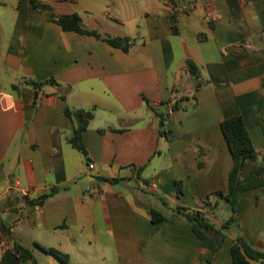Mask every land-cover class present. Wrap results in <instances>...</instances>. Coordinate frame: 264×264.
<instances>
[{
	"label": "crops",
	"instance_id": "crops-1",
	"mask_svg": "<svg viewBox=\"0 0 264 264\" xmlns=\"http://www.w3.org/2000/svg\"><path fill=\"white\" fill-rule=\"evenodd\" d=\"M120 1L0 0V264H40V247L70 264L93 256L100 264H206L211 248L189 222L152 221L150 211L161 210L152 198L173 214L203 211L227 191L226 119L242 116L264 153V0H146L134 12L99 15L115 23L91 21L95 5L118 9ZM71 14L102 38L64 31L56 16ZM108 38L127 39V50ZM51 79L57 85L27 84ZM194 95L189 111L169 116L171 137L161 136L151 108L167 113L162 103ZM89 113L86 158L70 138ZM53 189L42 207L27 204ZM239 230L264 251V188L241 195ZM236 237L212 264H233ZM15 243L36 263H21Z\"/></svg>",
	"mask_w": 264,
	"mask_h": 264
},
{
	"label": "trees",
	"instance_id": "trees-1",
	"mask_svg": "<svg viewBox=\"0 0 264 264\" xmlns=\"http://www.w3.org/2000/svg\"><path fill=\"white\" fill-rule=\"evenodd\" d=\"M74 1V0H69ZM35 8L46 7L50 9L49 6L43 5L37 1H33ZM52 15H55L52 13ZM56 23L64 31L76 32L82 35L94 36L101 39L95 31H88L82 27V20L78 14H71L66 16H56ZM110 45L115 47H122L127 50V39L122 38H108L105 39ZM187 68L195 76L197 80H200L201 75L199 69L193 61H187ZM27 84L33 85L36 89H42L46 85H57L56 81L53 79L48 80L44 83H37L33 81H27ZM203 86L199 82L197 86V91ZM196 102L195 95L193 97H183V98H171L169 101L162 103L170 111L167 113H160L157 110L151 108L154 114L159 119V131L161 136L169 139L171 137V132L167 129V120L171 113L177 111H189L190 108L185 103ZM68 115H70V110H67ZM92 117L89 113L86 116L84 123L79 125L77 129L73 131L70 138V143L77 149L83 156L88 158V152L83 144V132L87 128L88 119ZM221 130L229 147L231 158H232V168L228 179V189L226 192L217 191L212 194V196L219 197L224 200L231 211V215L228 219L224 220L221 225H218L215 221L209 218L203 211H193L189 208L179 206L174 210L173 214H169L165 217L159 211L152 209L150 215L154 223H161L168 219L179 218L186 220L191 224L192 231L194 235L203 243L207 244L211 248L212 255L207 259L206 264H212L213 256L221 250L223 247L229 232L233 227L237 228L239 234H237L236 242L231 248V255L233 264H263L264 263V251L258 250L252 247L246 239L240 235L239 230V214H240V198L241 195L255 190L257 188H264V153L260 154L255 147L253 139L247 128L245 120L242 116H234L232 118L226 119L221 123ZM202 168V165H199ZM178 194L177 197L180 198L182 195L181 183L178 182ZM57 190L53 189L50 193L44 194L38 199L28 200V205H34L42 207L45 203L57 194ZM19 213V209L16 210ZM5 235L11 237L10 228L8 225L5 226ZM40 250L51 257L59 260L63 264H70V258L67 254L54 248L40 247ZM14 253L21 263L31 262L36 263V258L34 253L18 243L14 244Z\"/></svg>",
	"mask_w": 264,
	"mask_h": 264
},
{
	"label": "rangeland",
	"instance_id": "rangeland-1",
	"mask_svg": "<svg viewBox=\"0 0 264 264\" xmlns=\"http://www.w3.org/2000/svg\"><path fill=\"white\" fill-rule=\"evenodd\" d=\"M144 2H146V0H121L119 2L118 9H113L111 7L107 8V7H104L103 5H95L96 10H94L91 13V15H95L94 17L97 18V21H95L94 19H91V21L93 23H103V22L104 23H110V24L115 23L110 18L102 17L99 15H104V14H102L104 12H106L109 15H124V13L126 11H127V13H129L131 11L134 12V9L138 8L139 3L142 5H145L146 3H144ZM76 8H78L81 12H83L85 10L84 7H76ZM86 10H87V12L89 11V9H86ZM82 15H84V13ZM87 21L88 20H86L85 26L88 27ZM152 199L155 202V204L157 203L159 205L158 208H161L160 213L163 214L165 217L168 216L169 215L168 211L167 212L165 211L164 206L162 205V207H160V202H158V201L156 202L155 198H152ZM218 199H220V198L213 196V198L211 199L212 201L204 202L203 203L204 204L203 205V207H204L203 211L213 221L217 222L218 224H221L222 222H224L225 218H229V213L224 212V206L223 205L219 208V205H220L219 201H221V199L220 200H218ZM222 202H223V200L221 201V203ZM234 234H239V232L237 231V228H235V227H233V229L231 230V232H229L228 235L232 236ZM43 257H45V259H47V260L45 261V260L40 259V264H49L52 258L49 255L47 256L45 254H43ZM78 262H82V260L78 261ZM87 264H100V263L98 261V258L96 256H93L92 260L88 261Z\"/></svg>",
	"mask_w": 264,
	"mask_h": 264
},
{
	"label": "built area",
	"instance_id": "built-area-1",
	"mask_svg": "<svg viewBox=\"0 0 264 264\" xmlns=\"http://www.w3.org/2000/svg\"><path fill=\"white\" fill-rule=\"evenodd\" d=\"M94 166L93 165H90V168H93Z\"/></svg>",
	"mask_w": 264,
	"mask_h": 264
},
{
	"label": "water",
	"instance_id": "water-1",
	"mask_svg": "<svg viewBox=\"0 0 264 264\" xmlns=\"http://www.w3.org/2000/svg\"><path fill=\"white\" fill-rule=\"evenodd\" d=\"M37 96V95H36ZM80 119H81V116H80Z\"/></svg>",
	"mask_w": 264,
	"mask_h": 264
}]
</instances>
